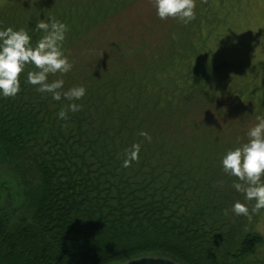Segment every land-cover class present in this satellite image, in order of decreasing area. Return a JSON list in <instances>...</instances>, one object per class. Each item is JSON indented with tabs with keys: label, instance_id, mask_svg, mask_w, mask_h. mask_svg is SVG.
<instances>
[{
	"label": "trees",
	"instance_id": "obj_1",
	"mask_svg": "<svg viewBox=\"0 0 264 264\" xmlns=\"http://www.w3.org/2000/svg\"><path fill=\"white\" fill-rule=\"evenodd\" d=\"M19 1L0 6V29H24L35 44L43 35L35 30L40 19L65 23L63 51L73 67L48 80L63 79V91H87L74 101L80 110L61 120L57 113L70 102L26 83L28 67L20 92L0 97V170L12 173L21 190L17 205H0V264H122L141 257L264 264L251 259L264 242L248 227L254 201L233 188L237 178L217 170L214 145L201 148L187 119L197 101L227 95L232 83L230 67L216 68L215 57L196 46L203 42L207 50L201 34L219 21L195 15L189 34L182 31L194 42L175 39L153 53L112 28L131 1L73 0L69 9L62 0L41 14H26ZM134 144L138 156L124 167ZM237 201L248 216L231 211Z\"/></svg>",
	"mask_w": 264,
	"mask_h": 264
},
{
	"label": "rangeland",
	"instance_id": "obj_2",
	"mask_svg": "<svg viewBox=\"0 0 264 264\" xmlns=\"http://www.w3.org/2000/svg\"><path fill=\"white\" fill-rule=\"evenodd\" d=\"M60 1L20 0L18 5L26 14L33 11L41 14L59 9ZM127 1L131 4L116 14L111 23L116 31L121 33L123 30L121 35L123 38L128 36L132 44L137 42L143 47L154 48L153 53H161V49L166 51L175 39L181 45L195 41L183 36L182 32L189 34L191 22L183 23L173 18L161 20L156 15L153 0ZM4 3L5 0H0V6ZM72 3L73 0H69L61 6L71 9ZM195 5V15L204 17L207 14L215 22L219 21L218 25L211 24L214 25L212 32L205 27L208 31L202 29L204 34L200 33L208 37L204 40L207 50H204L203 42L197 41L196 46L215 57L216 68L222 67V63L230 67L231 70L226 71L230 73L232 83L226 88L227 95L197 101L187 119L195 126L194 137L199 139L201 148L205 142L214 145V160L218 161L215 166L222 171V157L246 143V133L258 122L257 117L264 118V0H195ZM17 180L12 173L0 170V205H17L21 201ZM250 219L248 227L264 239V209L253 213ZM251 259H264V242L253 252Z\"/></svg>",
	"mask_w": 264,
	"mask_h": 264
},
{
	"label": "clouds",
	"instance_id": "obj_3",
	"mask_svg": "<svg viewBox=\"0 0 264 264\" xmlns=\"http://www.w3.org/2000/svg\"><path fill=\"white\" fill-rule=\"evenodd\" d=\"M153 3L161 20L173 18L189 23L195 19V0H153ZM35 30L43 35L33 44L32 37L24 29H0V97H15L21 90V74L31 67L33 70L26 73L25 82L36 86L40 93L51 94L56 101L62 98L69 101L67 107L57 113L59 119L67 120L69 111L80 110L81 105L74 101L81 100L87 91L84 86L63 91V79L48 80L49 74L59 73L62 76L72 70L73 65L63 51L68 27L62 21L49 17L40 19ZM257 120L246 133L247 142L229 150L221 160L223 172L237 178L233 188L243 193L245 201L255 202L253 213L264 209V118L257 117ZM140 135L151 139L146 132ZM139 150V144L132 146L124 160V167L137 158ZM231 211L237 216L249 215L247 205L239 201L232 205Z\"/></svg>",
	"mask_w": 264,
	"mask_h": 264
},
{
	"label": "water",
	"instance_id": "obj_4",
	"mask_svg": "<svg viewBox=\"0 0 264 264\" xmlns=\"http://www.w3.org/2000/svg\"><path fill=\"white\" fill-rule=\"evenodd\" d=\"M122 264H178L175 261L164 257H141L127 261Z\"/></svg>",
	"mask_w": 264,
	"mask_h": 264
}]
</instances>
